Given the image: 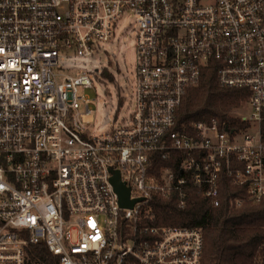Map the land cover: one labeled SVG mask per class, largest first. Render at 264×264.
<instances>
[{
	"label": "built area",
	"instance_id": "1",
	"mask_svg": "<svg viewBox=\"0 0 264 264\" xmlns=\"http://www.w3.org/2000/svg\"><path fill=\"white\" fill-rule=\"evenodd\" d=\"M128 13L136 105L129 122L93 135L78 93L92 80L60 57L94 53ZM213 62L223 86L248 92L238 125L176 128ZM118 171L133 206L121 203ZM224 178L264 201V0H0V264H30V245L53 264H201L203 229L152 223L154 203L185 208L197 186L220 205Z\"/></svg>",
	"mask_w": 264,
	"mask_h": 264
},
{
	"label": "trees",
	"instance_id": "2",
	"mask_svg": "<svg viewBox=\"0 0 264 264\" xmlns=\"http://www.w3.org/2000/svg\"><path fill=\"white\" fill-rule=\"evenodd\" d=\"M217 72L216 62L211 63L201 82L189 88L178 111L176 128L212 117L238 125L235 111L248 92L223 86ZM157 158L156 164L175 166V161L160 154ZM190 192L185 208H180L173 200L160 199L154 203L160 218L151 222L201 227L205 236L201 264H264V201L248 200L246 188L233 183L230 178L222 181L220 205H214L200 187H192ZM236 196L245 198L241 206L232 205L231 198ZM29 248L30 264H53L50 253L43 247L30 245Z\"/></svg>",
	"mask_w": 264,
	"mask_h": 264
},
{
	"label": "rangeland",
	"instance_id": "3",
	"mask_svg": "<svg viewBox=\"0 0 264 264\" xmlns=\"http://www.w3.org/2000/svg\"><path fill=\"white\" fill-rule=\"evenodd\" d=\"M66 72H86L92 85L78 86L81 119L89 123V132L100 134L129 122L136 99L137 29L132 14L119 20L113 39L97 42L94 53L60 57ZM87 98L92 112L86 113ZM253 111L251 107L247 114Z\"/></svg>",
	"mask_w": 264,
	"mask_h": 264
},
{
	"label": "water",
	"instance_id": "4",
	"mask_svg": "<svg viewBox=\"0 0 264 264\" xmlns=\"http://www.w3.org/2000/svg\"><path fill=\"white\" fill-rule=\"evenodd\" d=\"M113 181L116 184L118 191L120 192L121 203L123 205L133 206L137 199L130 198V187L126 185L120 177L119 171L113 176Z\"/></svg>",
	"mask_w": 264,
	"mask_h": 264
}]
</instances>
